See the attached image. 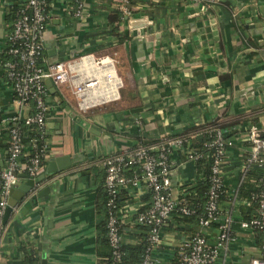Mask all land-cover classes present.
Listing matches in <instances>:
<instances>
[{
	"label": "crops",
	"instance_id": "1",
	"mask_svg": "<svg viewBox=\"0 0 264 264\" xmlns=\"http://www.w3.org/2000/svg\"><path fill=\"white\" fill-rule=\"evenodd\" d=\"M144 1L143 11L126 25L115 21L113 0H87L85 22L73 19L62 0H53L44 40L46 58L55 61L85 52L112 57L121 81L120 97L81 112L65 85L53 92L49 88L53 95L45 129L50 149L40 176L50 161L60 160V165L40 181L34 196L26 195L8 217L2 215L6 233L0 264H25L31 256L38 264H98L108 253L97 229L96 201L104 189L102 160L164 135H196L198 128L215 122L233 141L223 179L228 197L236 190L247 157L243 129L256 117L264 128V0ZM3 13L0 7V57L9 29ZM126 88L133 90L131 98L121 102ZM17 110L0 68V114ZM5 151L0 138V155ZM173 159L181 160L172 168L176 198L182 186L185 189L200 176L195 161L177 151ZM125 192L120 194L125 209L122 240L133 243L134 213L149 202L150 192L144 185ZM241 202H221L232 215L234 240L221 253L219 264H249L261 256L260 234L239 225ZM180 225L172 219L165 226L157 252L160 264L177 263L178 245L186 236ZM215 236L213 225L207 240L212 243Z\"/></svg>",
	"mask_w": 264,
	"mask_h": 264
},
{
	"label": "built area",
	"instance_id": "2",
	"mask_svg": "<svg viewBox=\"0 0 264 264\" xmlns=\"http://www.w3.org/2000/svg\"><path fill=\"white\" fill-rule=\"evenodd\" d=\"M6 1L0 0L3 15ZM86 1L62 0V7L77 22H85L89 12ZM144 3V0H113L112 6L119 13L121 24L127 25L136 12L143 11ZM12 8V28L4 35L8 58L2 60L0 57V68L5 73L18 110L3 115L0 127V136L6 145L5 154L0 155V248L6 233L1 217L11 189L19 181L18 175L27 174L36 179L43 172L48 158L50 146L45 125L49 114V97L53 94L50 95L46 80L50 79L54 88L65 85L76 99L77 109L81 112L118 100L121 87L115 60L110 56H95L85 52L55 61L46 58L44 40L54 8L53 0H14ZM261 131L262 127L257 124H247L243 129L247 159L238 186L250 163L264 165V138ZM197 135H164L153 143L137 144L132 149L111 153L102 160L103 186L108 196L107 240L113 264H120L123 258L121 219L125 209L118 203L119 194L142 185L149 189L150 199L134 213V221L148 227V244L141 264H160L157 252L163 242L164 227L176 213H192L180 200L186 193V186L185 189L182 186L179 197L172 195V168L181 161L173 159V153L180 152L184 159L196 162L203 155L192 146V139ZM232 145V139L225 135L222 128L213 130L211 140L206 144L213 149V155L203 214L199 217L195 233L185 236L178 245L180 259L177 264H219L221 253L234 240L232 215L229 210L222 209L220 202V196L227 191L223 189L224 164L227 150ZM260 182V190L252 195V199L257 202L256 215L248 221L242 219L239 222L241 228L260 234L261 256L251 259L249 264H264V175ZM40 186L41 182L36 183L28 196H34ZM236 191L237 188L227 198L232 204L241 199ZM241 200L243 205L249 204V201ZM213 225L216 227V236L211 243L207 240V232Z\"/></svg>",
	"mask_w": 264,
	"mask_h": 264
},
{
	"label": "trees",
	"instance_id": "3",
	"mask_svg": "<svg viewBox=\"0 0 264 264\" xmlns=\"http://www.w3.org/2000/svg\"><path fill=\"white\" fill-rule=\"evenodd\" d=\"M13 1L7 0L6 2V10L4 15V21L8 24L9 29L12 28V22L14 19V10H13ZM138 0H132V2H136ZM141 1V0H139ZM143 1V0H142ZM206 1V0H204ZM209 2V0H207ZM116 11V10H115ZM119 21V13L116 11V20ZM6 48V46H5ZM5 55V58H3ZM8 55L6 54V49L1 55L2 60H6ZM133 92L132 89L128 90V88L123 90V97L121 102H126V99H130L129 95ZM258 118H253L250 123L257 124ZM22 128L24 126L20 124ZM259 125V124H257ZM2 126V116L0 114V127ZM215 128H219L215 122L208 123L204 126H201L196 131L198 135L192 139V146L194 149L203 153V155L197 159V173L199 174L196 182L192 185L186 186V193L182 196L181 203L186 204L191 210L192 213L190 215H181L180 213H176L174 215L173 221L175 224H182L185 228L186 237L191 236L196 231V226H198L199 217L203 214L204 202L206 199L207 190L209 187V174H210V166L212 161L213 149L206 146L208 142H210L213 130ZM193 134V132H191ZM32 136L33 132L30 133ZM261 135L264 138V128L262 127ZM0 138L3 137L0 136ZM27 138L26 140H28ZM25 140V141H26ZM247 159V157H246ZM264 175V165L258 166L253 163H250L247 171L244 174L243 179L241 180L239 186L237 187V196L241 199H245L249 201L248 205H242L240 207V212L243 220H250L252 217L256 215L257 202L255 199H252V195L260 190L261 178ZM223 189L227 190L226 185H223ZM124 193L125 190H123ZM122 191V192H123ZM121 192V193H122ZM120 193V194H121ZM119 194L118 203H122L121 196ZM228 198L227 194L224 193L220 196V202ZM107 193L105 189H100L98 198L96 201V211L99 214L100 219L97 223L98 229V238L102 244L107 245L108 253L103 258L98 261V264H113L111 258V250L107 240V229H106V217H107ZM172 221V220H170ZM169 221V222H170ZM186 225V226H185ZM165 228V227H164ZM122 229V227H121ZM132 231L136 233L137 240L133 243H122V251L123 258L120 264H141L145 249L147 247V232L148 227L145 225L138 224L136 222L132 225ZM122 232V230H121ZM177 262L180 259L178 253L176 252ZM25 264H38V260L36 257H27L25 260ZM177 264V263H176Z\"/></svg>",
	"mask_w": 264,
	"mask_h": 264
},
{
	"label": "water",
	"instance_id": "4",
	"mask_svg": "<svg viewBox=\"0 0 264 264\" xmlns=\"http://www.w3.org/2000/svg\"><path fill=\"white\" fill-rule=\"evenodd\" d=\"M46 85L50 88L51 92L54 91L53 83L50 79L46 80ZM59 162L60 160H56V159H54L53 161H50L48 163L49 167L46 169V172L42 174L41 176L39 175L36 179L29 177L27 174H19L18 178H24L25 181L24 182L18 181V183L11 189L10 196L7 201V206L4 209L3 217L4 218L8 217L13 207H15L19 201H21L26 195H28L31 192L32 188L34 187L36 183H39L40 181H42V179H44L46 175L50 173H55L56 171H58L57 164L60 165ZM46 190H47V187L42 189L38 193L39 196ZM45 222H46V226L51 225V223L49 222L47 224L46 220ZM46 226H45V229H46Z\"/></svg>",
	"mask_w": 264,
	"mask_h": 264
},
{
	"label": "rangeland",
	"instance_id": "5",
	"mask_svg": "<svg viewBox=\"0 0 264 264\" xmlns=\"http://www.w3.org/2000/svg\"><path fill=\"white\" fill-rule=\"evenodd\" d=\"M98 107V106H97Z\"/></svg>",
	"mask_w": 264,
	"mask_h": 264
}]
</instances>
